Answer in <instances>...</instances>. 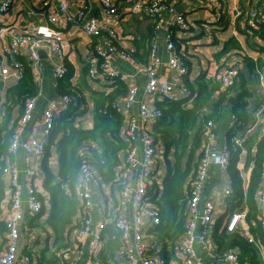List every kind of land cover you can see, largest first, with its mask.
<instances>
[{
	"label": "crops",
	"instance_id": "obj_1",
	"mask_svg": "<svg viewBox=\"0 0 264 264\" xmlns=\"http://www.w3.org/2000/svg\"><path fill=\"white\" fill-rule=\"evenodd\" d=\"M46 1L48 0H12L9 10L4 15H0V30L5 29L6 27L13 29L12 33L4 32V37L2 39L3 42L8 41L12 34H19L21 31L20 29L24 26L26 21H34L39 24H45V9L43 8V4ZM167 1L174 4L175 8H179L181 14L185 17V20L189 25V28L186 31H178L171 28L177 54L188 70L187 75L184 77H178L175 71L169 69L167 66V56L164 51V33L166 32L171 20H173L175 13H164L157 18H149L145 14L131 15L122 0H114L116 6L123 13L120 18L113 22L112 28L119 44L123 48L134 49L136 65L124 63L119 60L116 55H112L109 59L111 70L115 74L125 77V79L120 82L125 83L127 88L131 85H135L139 88V90H141L144 84V74L139 70L137 63H147L149 46L152 42H154L157 45V54L161 61V65L157 70V75L160 79L175 84L173 100H180L184 99L188 95V91L186 93L182 91L183 88H186L187 82L191 84L194 83L199 75H205L207 80L217 82L219 74H221L225 68L228 66H235L239 72L236 82H238L239 85L240 75H242L244 78L243 80L246 83L245 87L251 94L249 99L244 100L246 103L245 110L238 112L243 113L247 121L245 125L235 128L233 131L227 130L229 116L233 113L232 107L236 103L237 99V85V88L232 89L227 96L228 101L230 98H233L234 103L229 104L228 102L227 104H222L220 106V117L214 121L217 133L216 149L219 152L224 151L226 147H228V139H230L229 135L241 137L248 129L250 130L249 136L253 134V136H256V139L263 137L264 39L253 36L251 31L245 25L247 12L255 7H258V4L254 0H220L226 8V14L224 16L225 19L223 26H218L214 23V21H212V14L206 9L199 7L193 8V6L196 5L192 0ZM84 7L86 20L98 16L99 4L96 0L88 1ZM77 8V6L73 5L71 8L72 12H75ZM198 10H202L203 13L199 12L200 14L197 15L196 12ZM243 12L244 14L242 15L241 13ZM159 19H162L160 24H158ZM236 20L237 23L235 22ZM60 27L63 29L62 31L68 45L67 66L70 68L71 74L68 81L71 86L80 88V90H78L81 92L82 98L84 99V104L80 106V109H86L85 113L76 119L74 126L89 130L92 128L93 123L92 100L90 93L91 91L103 92L106 89L105 86L110 84V82L106 81L104 77L97 78V81H91L88 79L86 67L87 65H90L88 60L93 48L100 46L105 49L108 38L106 35H101L98 38H92L89 40L76 24H69L66 26L60 25ZM232 37H234L240 44L241 51H233L224 56H218L224 46V43ZM52 60L56 62V58L54 56L47 57L45 55L43 58L41 63L42 77L40 81L35 82L38 86L39 92L36 96L32 117L21 131V138L23 141L28 139H37L43 141L45 146L48 144L50 135L49 137H44L43 135L41 118L44 110H46L50 103H55L58 108L62 109L55 116V118H57L65 113L67 108V104L62 99L63 97L56 91L58 80L53 76L51 65ZM249 61L252 62V68ZM101 63L102 61H99L98 65H101ZM82 82H85L86 88L80 87ZM0 92L2 94V99L0 101L1 105L4 99L3 91ZM138 99L145 101L150 107L156 108H158L157 103L160 102L144 96L141 91L139 92ZM203 110L205 111L201 116H203V114H210L212 112V104L204 107ZM12 116L13 119L10 120L9 127L12 128V123L16 120L17 123L14 127L15 130L19 124L17 109H13ZM4 117L5 113L2 109L0 112V123L4 120ZM62 134V132L58 134L56 141L61 138ZM133 146L135 147L136 157L139 158L141 155L139 137L136 138ZM254 151L255 147H252L248 157V160L250 161L248 168L245 169L247 158V152L245 150L238 158V162L236 164V170L239 177L241 171V182L244 183V188L247 185L249 172L252 168ZM43 158L44 154L40 157H31L28 161H26L25 155L21 149H18V152L12 158L13 166L18 171L16 184L20 191L21 199L25 201L26 191L32 187L36 190L38 198L42 202L41 212H43H40L41 214L39 213V216L29 214L27 206L24 204L25 219L21 228L19 245L21 252L32 258V264H37V258L42 254V252L48 250L46 256L49 257V254L55 249L53 247L52 231L46 225L49 206L47 203V193L43 188ZM172 162V150L165 158L163 145L158 140L156 142V156L150 173V188L153 189V186H155L158 188V192L161 193V182L166 174L167 164H172ZM47 167L53 175L57 174L58 158L55 146H51L49 149ZM27 170H33L35 173L32 182H28ZM227 170L228 168L226 170H222L214 166L209 168L208 176L203 186L198 204L200 213L201 205L204 200L210 198L217 199V195L223 192V190H231L230 176ZM137 176L138 170H130L126 167H122L118 172L117 181L114 185L104 184L100 180L99 186H92V221L94 225L97 223L108 222L109 218L123 221H129L131 219L135 207L134 188ZM9 192V176L5 175V199L1 205L2 212L0 215V254L5 252L8 242L5 221L9 216ZM229 199L230 197L216 201L217 203L212 217V224L210 229L207 231L209 245L203 246L200 243H195L193 246L196 259L202 264H225L220 260V256L222 254L218 252L217 245L214 240L215 233L219 235L225 230V225L228 223L232 214H238L240 211L247 214L248 209L245 202L240 203L235 210L230 211ZM255 199L258 209L256 219L248 221L245 218L238 224V230L241 232V236L242 234L243 236H250L253 241H255V245L252 244L254 246L253 256L248 253H239L238 250H235L238 253L242 264H264V235L261 232L259 225V219L262 216L264 217V205L259 204L257 198ZM145 221L147 222L146 219ZM72 231L70 235L71 242L73 236ZM90 240L91 236H88L86 239L76 243L75 245L72 243L73 246H70V248L66 250L69 252L67 260L62 262L60 254H58L61 262L63 264H89L90 256L88 247ZM106 241L107 236L103 233L102 248H104ZM183 242L184 237L181 238L178 245L181 246ZM178 255L179 254L177 252V259ZM251 257H254L253 261H250ZM170 264H177V260L170 262Z\"/></svg>",
	"mask_w": 264,
	"mask_h": 264
},
{
	"label": "built area",
	"instance_id": "obj_2",
	"mask_svg": "<svg viewBox=\"0 0 264 264\" xmlns=\"http://www.w3.org/2000/svg\"><path fill=\"white\" fill-rule=\"evenodd\" d=\"M90 0H48L44 2L45 24L34 21H26L17 35H11L8 41L3 42L4 32L12 33L13 29L6 27L0 30V82L15 84L22 76L24 67H30L34 82L40 81L42 77L41 63L43 59L40 53L47 57L54 56L52 60V71L55 79L64 78L69 69L68 45L61 26L76 24L86 35L87 39L98 38L101 35L107 36L106 48L96 46L88 60L89 67L87 76L90 80L99 77L116 78L123 81L124 76L115 74L109 64L112 55H116L124 63L136 65L134 49H125L116 38L112 28L113 22L121 17L122 11L116 6L114 0H96L99 4V14L89 20L85 19V4ZM127 6L131 15L145 14L151 18H157L164 13H175L173 20L164 33V51L167 56V66L176 72L178 77L187 75L188 70L179 58L176 45L173 40L171 28L178 31H186L189 28L185 17L176 13L175 5L167 0H122ZM196 6L193 8H204L212 14V21L218 26H223L226 8L220 0H192ZM258 7L249 10L246 14L245 25L249 30H256L260 24H264V0H254ZM12 0H0V15H4L10 8ZM77 10L72 12V6ZM162 19L158 20V24ZM157 45L152 42L149 46V54L146 64L137 63L139 70L144 74V84L141 90L135 85L127 88L125 96L119 98L112 104V109L124 117V127L121 135L130 143V148L123 158V167L130 170H138L136 185L134 188V213L129 221L109 218L108 222L93 224L92 221V186H99L100 179L96 171L84 160L80 166L76 191L81 206L80 225L72 231L73 245L91 236L89 242V264H102L99 259L103 247V229L106 224L113 223L121 234L124 264H161L156 253L160 248V242L154 234L150 233L160 224V213L158 208L148 202L147 191L149 188L150 173L156 156V141L152 132L153 124L161 117L160 109L150 107L148 103L138 99L139 92L152 100H173L175 84L164 81L157 75L161 65L157 54ZM102 61L101 65H98ZM238 69L235 66H228L219 74L217 82L220 90L232 88L238 76ZM184 93L187 88H183ZM63 101L68 105L71 99L64 96ZM36 97L26 100L18 119V127L8 137L7 145L10 155L5 175L9 176V216L5 221L7 234V247L3 254H0V264H32V258L23 254L20 249L21 228L25 219L24 204L31 215H38L42 210V202L38 198L36 190L30 187L26 191L25 201L21 199L20 191L16 181L18 171L13 166L12 158L21 149L26 161L31 157H40L44 154L45 143L37 139L23 141L21 138L22 128L30 121L34 109ZM62 109L55 103H50L42 114V126L44 137H49L54 126L55 116ZM205 110L202 111V113ZM240 123L235 114H230L227 123V130L233 131ZM250 130H246L241 137L233 135L229 139L228 147L222 152L216 149L217 133L215 123L208 120L203 125L201 148L197 160V169L194 179L190 183L187 199V220L184 229V242L179 246L177 264H202L196 259L194 244L200 243L208 246L207 231L212 224V217L215 211L216 201L231 196V190L225 189L217 195V199L204 200L201 205V213L198 209L201 192L208 176L211 166L226 170L231 164V151L240 150L239 157L243 154V142L249 136ZM139 137L141 155L136 157L133 143ZM83 156V151L80 152ZM35 173L27 170L28 182L33 181ZM241 177V171H240ZM242 180V177H241ZM243 189L244 183L242 182ZM257 201L264 205V160L260 174V184L257 191ZM147 222L145 221V219ZM246 218L245 213L232 214L225 225V232L238 231V224ZM260 230L264 235V217L259 219ZM243 236V234H242ZM249 244L255 241L250 236H243ZM71 240V239H70ZM71 245V246H73ZM62 262L67 260L69 252H60ZM221 262L225 264H242L238 253L230 250L220 256Z\"/></svg>",
	"mask_w": 264,
	"mask_h": 264
},
{
	"label": "trees",
	"instance_id": "obj_3",
	"mask_svg": "<svg viewBox=\"0 0 264 264\" xmlns=\"http://www.w3.org/2000/svg\"><path fill=\"white\" fill-rule=\"evenodd\" d=\"M250 31L253 36L264 39V24H260L256 30ZM233 51H241L240 44L234 37L224 43L218 56H224ZM249 63L252 68V62L249 61ZM88 67L87 65L86 73ZM68 69L69 73L58 80L56 91L62 97L68 96L71 101L67 105L65 113L54 120L42 160L43 188L47 193L49 206L46 225L52 231L55 249L49 254V257L46 256L48 250L42 252L37 258V264H63L58 254L66 251L72 245L71 231L80 225L81 206L76 184L82 162L87 160L104 184L114 185L118 172L123 167V158L130 148V143L121 135L125 123L124 117L111 107L115 101L127 93L126 84L105 76V80L110 82L105 86L106 89L103 92L91 91L93 123L91 129L85 130L74 126L76 119L82 116L86 109H80V106L84 104V99L79 92L80 88L69 84L68 80L71 74L70 68ZM243 79V76L240 75L239 85L238 82H235L232 88L222 92L218 82L207 80L205 75H199L194 83H186L188 95L184 99L162 100L157 103L162 115L153 124L152 132L155 141L159 140L163 145L164 157L166 158L171 150L173 156V162L167 164V171L161 182V193L158 192V188L153 186V189L148 188L147 194L148 202L154 204L160 213V224L150 233L154 234L160 242L161 247L156 255L161 264H170L177 260L178 243L183 237L187 220L186 206L189 187L197 169L203 125L208 120L216 121L220 117V106L228 103V93L237 88V85V99L232 111L240 123L238 127L245 125L247 121L243 113H238L245 110L244 100L251 97ZM80 87L86 88L85 82H82ZM0 91H3L4 99L0 107L5 113L4 120L0 123L1 215V205L5 199L4 171L8 166L7 160L9 161L10 158L7 140L17 123L15 120L12 123V128L9 127L10 120L13 119L12 111L17 109L19 118L26 100L36 97L39 89L26 64L21 78L15 84L3 87L0 82ZM210 104H212V112L201 116L204 107ZM60 132L63 134L56 141ZM51 146H55L58 158L56 175H53L47 167ZM252 147H255L254 158L245 190L236 170L240 150L231 151V164L227 170L231 182L229 209L233 211L240 203L245 202L248 209L246 214L248 221L256 219V215H258L255 198L259 189L264 160V136L256 139V136L252 134L244 140L243 148L247 152L245 169L249 166L248 157ZM81 151H83V156L80 155ZM103 233L107 236V241L99 254L102 264H124L120 232L113 223H108L103 229ZM214 240L218 252L221 254L230 250H238L239 253L254 255V246L249 244L237 231L227 233L224 230L219 235L215 233ZM253 259L254 257H251L250 261Z\"/></svg>",
	"mask_w": 264,
	"mask_h": 264
},
{
	"label": "rangeland",
	"instance_id": "obj_4",
	"mask_svg": "<svg viewBox=\"0 0 264 264\" xmlns=\"http://www.w3.org/2000/svg\"><path fill=\"white\" fill-rule=\"evenodd\" d=\"M193 12H195V11H193ZM199 12H201V13H203V11L202 10H198L197 12H196V14L197 15H199L200 13ZM242 15L244 14V12L243 13H241ZM239 19L241 20V18L239 17ZM236 23H237V20L235 21ZM3 84V83H2ZM8 86H10V84L9 83H5V84H3V87H8ZM1 99H2V94H1V92H0V101H1ZM0 110H2L1 109V107H0ZM240 131V130H239ZM238 131V132H239ZM230 137H232V136H230ZM165 176V175H164ZM239 213H242L241 211L239 212Z\"/></svg>",
	"mask_w": 264,
	"mask_h": 264
},
{
	"label": "water",
	"instance_id": "obj_5",
	"mask_svg": "<svg viewBox=\"0 0 264 264\" xmlns=\"http://www.w3.org/2000/svg\"><path fill=\"white\" fill-rule=\"evenodd\" d=\"M180 8H181V7H180ZM176 12H177L178 14L181 13L180 10H179V8H176ZM40 55H41V58H42V59L45 57V55H44L43 53H40ZM228 102H229V104H233V103H234V99H233V98H230Z\"/></svg>",
	"mask_w": 264,
	"mask_h": 264
}]
</instances>
